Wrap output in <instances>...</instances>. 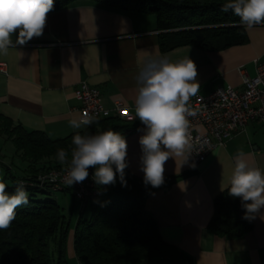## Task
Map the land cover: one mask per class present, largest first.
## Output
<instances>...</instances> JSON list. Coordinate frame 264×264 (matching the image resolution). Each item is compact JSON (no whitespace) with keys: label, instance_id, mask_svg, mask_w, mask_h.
I'll return each instance as SVG.
<instances>
[{"label":"crops","instance_id":"0c3cea01","mask_svg":"<svg viewBox=\"0 0 264 264\" xmlns=\"http://www.w3.org/2000/svg\"><path fill=\"white\" fill-rule=\"evenodd\" d=\"M245 30L246 42L223 49L183 45L162 50L163 30L156 14L76 0L48 13L41 36L20 45L16 43L18 30L12 34L13 46L7 55H0V63H5V71L0 68V114L27 130L44 131L52 139L63 138L87 127L73 129L69 125L70 119L81 114L75 89L87 81L100 89L106 107L122 101L138 118L136 76L146 58L159 56L173 61L189 56L197 65L199 94L229 85L242 88L240 70L254 76L255 59L264 61V24ZM146 130L142 123L124 135L128 168L142 178L139 139ZM241 153L264 170L263 122H250L245 131L213 149L199 163L188 158L181 164L180 157H170L164 177L175 179L145 200L162 238L189 255L192 264H264V207L243 236L218 235L209 228L214 199L228 188L235 159ZM5 158L2 155L0 162ZM68 251L76 255L74 231ZM142 264L170 263L155 257Z\"/></svg>","mask_w":264,"mask_h":264},{"label":"trees","instance_id":"16d2710c","mask_svg":"<svg viewBox=\"0 0 264 264\" xmlns=\"http://www.w3.org/2000/svg\"><path fill=\"white\" fill-rule=\"evenodd\" d=\"M75 1L54 0L52 11ZM91 1L120 10L156 14L163 30L162 50L183 45L223 49L247 41L245 26L239 17L231 11H221L227 0ZM141 124L139 118L125 121L120 117H109L96 120L63 138L52 139L44 131L27 130L0 114V134L12 142L23 161H29L19 177L6 166V175L11 179L10 183L4 181L6 191L13 192L20 180L33 179L40 172L66 165L58 162L57 150L68 151L70 161L72 137L77 132L96 134L112 129L124 136ZM37 163L41 166L37 167ZM174 179L164 177L162 185ZM125 180L127 184L122 186L117 173L116 183L104 185L103 196L89 200L81 210L74 229V249L81 264H142L155 257L166 259L170 264H192L189 255L162 238L155 219L145 208L147 196L159 187L146 185L144 178L134 175L128 166ZM25 189L29 202L16 209V217L8 229L0 230V264H69V223L54 197L56 191L46 185L26 186ZM37 192L44 193L45 197H37ZM87 205L91 208L88 218L83 214ZM214 208L209 223L214 233L240 237L251 230L252 219L244 218L246 209L241 198L231 196L228 188L215 197Z\"/></svg>","mask_w":264,"mask_h":264},{"label":"clouds","instance_id":"9594fccd","mask_svg":"<svg viewBox=\"0 0 264 264\" xmlns=\"http://www.w3.org/2000/svg\"><path fill=\"white\" fill-rule=\"evenodd\" d=\"M53 8L54 0H0V55L8 54L13 46L12 34L17 30L16 43L20 45L41 36ZM221 11H231L249 29L264 24V0H227ZM197 75V65L189 56L175 61L159 56L146 58L136 76L135 113L147 129L139 139L146 185L160 187L164 183L165 163L170 157H180L183 164L192 154L188 117L196 113L188 102L200 90ZM96 119L95 115L84 112L70 119L69 125L81 129ZM72 145L70 161L68 151L57 150L58 162L69 164L64 180L67 185L82 183L91 167L95 168L96 184L114 185L118 173L122 186H126L127 141L123 135L112 129L96 134L77 132ZM6 188V183L0 181V230L8 229L16 217V209L29 202L23 183L17 184L11 193ZM228 190L231 196L241 198L246 209L244 218L254 219L264 207V170L250 163L242 153L238 154Z\"/></svg>","mask_w":264,"mask_h":264},{"label":"built area","instance_id":"2783aa9c","mask_svg":"<svg viewBox=\"0 0 264 264\" xmlns=\"http://www.w3.org/2000/svg\"><path fill=\"white\" fill-rule=\"evenodd\" d=\"M256 74L249 76L241 71L242 88L233 86L218 87L209 94H199L191 97L188 102L190 109L195 112L189 116V135L191 137L192 154L189 158L199 163L215 148L224 146L232 136L245 131L253 121L264 123V61L255 59ZM5 63L0 68L5 71ZM75 96L80 101V112H88L97 117L96 120L120 117L132 121L135 115L129 105L116 101L112 107H106L102 102V94L98 87L81 81L75 89ZM198 127H202L199 129ZM69 164L54 167L40 172L33 179L20 180L24 186H49L54 191L69 190L75 200L84 205L91 199L101 198L104 185H98L93 179L92 168L88 169L89 176L82 183L67 185L64 180ZM55 176L52 180L50 177Z\"/></svg>","mask_w":264,"mask_h":264},{"label":"rangeland","instance_id":"374dc122","mask_svg":"<svg viewBox=\"0 0 264 264\" xmlns=\"http://www.w3.org/2000/svg\"><path fill=\"white\" fill-rule=\"evenodd\" d=\"M9 141L5 135L0 134V158L2 155H6L4 162H0V181H5L10 183L11 179L7 177L6 166L11 167V172L14 176L19 177L24 173L25 167L28 166L29 161H23L20 155V152L15 154L16 148ZM15 150V151H14ZM44 161V160H42ZM41 161V162H42ZM36 166H41V163H37ZM95 168H92L94 173ZM36 196L41 198L45 197L44 193L37 192ZM54 197L62 208L63 214L66 216L69 223L68 237H67V260L69 264H81L76 255H71L68 251V242L73 235V231L77 224V221L81 215V210L83 207V202L75 200L70 191H56ZM84 217L88 218L91 215V208L89 205L86 206L85 211L83 212ZM53 247V242L50 244Z\"/></svg>","mask_w":264,"mask_h":264}]
</instances>
